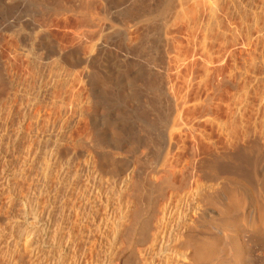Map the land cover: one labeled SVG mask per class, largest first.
Listing matches in <instances>:
<instances>
[{"label": "bare ground", "instance_id": "obj_1", "mask_svg": "<svg viewBox=\"0 0 264 264\" xmlns=\"http://www.w3.org/2000/svg\"><path fill=\"white\" fill-rule=\"evenodd\" d=\"M164 1L165 0H134L133 2L131 1L130 4H128L129 0H8L9 3L6 2V3H8L6 6L5 0H0V4L2 6V9L0 8V41H1V37H3L2 33L3 34L7 33V35L4 34L7 37V39H6V41H5V39L3 41L6 42L5 45H7L8 49H9L8 52L10 53V55H9L10 57H9L8 61L6 62L8 64L6 65V63H5V66H7L6 71H8V74L11 78V79L8 78L7 81H4L5 77L3 79V75L1 74V71H0V92H2L3 90H4V92L8 91L7 92L9 94V98H8L9 100L8 101L10 104L11 112L14 111L12 109H14V107L18 103V101H19V104L21 105L20 108H22V111H21L22 115L20 114L22 119L19 118V120H21V121L18 124L19 125L18 127H20L19 132L18 133L16 132L17 134H15L13 136L11 135V138L8 136L11 139L10 144L12 143L11 144V151H10L11 154H13V155L15 154V150H16L15 148H17L16 145H19L17 142L20 141V144H21V142L23 143V140H25L26 138L28 139V136L26 138H24V135L26 133L29 136L30 135L33 136V138H32L33 143L26 142V145L21 144V146L23 145V148L25 149V150L23 149L24 150V152H23L24 156H25V152H26V157H27V162H26V160L23 159L26 163H24V161L21 159L25 165H28L29 162H31L33 164L35 163L34 165L35 166L37 165V167H38V164H39V168L41 166V168L44 170L45 167L48 168L52 165V164H50V162H51L50 158L52 160L51 163H53L54 160L52 159V157H54V156H52V155L55 154V159H57L56 158L57 156H58V159H59V156L60 157L62 156V158L63 157L64 158L69 157V158L66 159L64 162H63V159L61 162L59 160H58V162H56L57 161L56 160L52 166L57 167V169H72L74 167V158L75 159L76 158L85 159V156L90 154L88 152V150H89L91 142L89 144L88 143L89 139L84 138V136L88 135V134L85 133L83 136L82 130L84 129V127L83 128L81 127L82 132H80V134H79V132H77L78 129L77 130L76 129L74 130V128H73V130L70 129L71 125L68 124V122H69V119L71 117H73V114H75V115L78 114V116H80V117H85L84 116L85 113L87 114L86 105L88 104V106H89L90 104H93V103H90V101L94 102V104L97 103L96 104L97 106L103 101V99L105 101V99L109 97L108 94H110L108 92L106 94L107 89H110L108 91H111L114 89L115 91L114 90H113V92L111 91L112 99L114 96V97H116V99H119V102H121L120 104H122V106H121L122 111L120 110V112L117 113L119 115V120H123L120 122L121 124L124 122L127 123V120L130 121V118L132 120V118L134 116L137 118L139 117L140 118V119L138 118L139 120L145 119L146 116L148 115V113L151 112V110H152V113L157 110L156 106L158 104H159L158 105L159 107H157V108L162 107V106L160 107V103H162L161 105H163V106H164V104H167L169 106L168 112L170 115L169 114H167V115H169L170 120L168 121V118H167V121H168L167 126L171 127L172 130H170L171 132L168 135L166 134L167 136L166 135L161 136V137H163L161 139V140H163V142H161V144H159V145H162V147L164 149L168 150L167 156H169V157H167L166 161L164 160L165 161L164 163L163 162L161 164L159 163L156 167H155V165H156V163H155L154 164L155 168H153V169H161L159 171H161L160 173L162 174V176L159 173V171H157L158 173L156 172V174H155V175L160 174L159 176H157L159 178H157V177L155 178L156 182H158V183L160 182L161 186L158 185L159 189H161L163 191V186H164L165 189H168L170 191V196L168 198L164 197L167 200L165 201V204L160 209L158 226H156L155 232H153L154 237H152L153 241L150 244L153 247H155L158 243H160V245L158 244L159 245L158 251L160 252V254H157L155 252L157 259L160 258V256L165 257L167 255L165 253H167L169 246H171L174 243L176 244L177 240H175V239L178 238L177 235L179 236V238L180 237L182 238V237L189 235V232H191V229H193L195 227V225H197L198 222H201V221L206 220L205 221L206 224H204L205 227H208L209 229L215 231V233L218 237L219 236H222V237L225 236V237L232 238L235 236L237 237L239 235L238 226L232 227V226L226 225L224 222H221V220L220 221L217 220L219 217V214H217V216L215 215L217 217V219L212 218L210 216L211 211L203 209L202 200H203V197L205 195L206 189L204 190V185H203L204 183H202V181H203L202 179L205 178V177H203L204 175H202V174H203L204 170H205L204 173H206V169H204L206 166H208V168H209V165H210V168L213 167V169L215 170L214 167H216L217 164L221 162V160H223V162L226 161L224 159H227V157L231 154L232 155L234 153L237 154V152L239 153L240 150H244V151H246L245 153H247V151H248L247 148H249V147H247L248 141L251 140V138H254V136L256 134H259L262 137H264V128H263L264 124H260V126L262 125L261 126L262 129H261V127H260V131L258 129L259 133L257 132V128H259L256 126V125H258L257 123L255 124V126L253 125L254 128L256 127V133H255V131H253V134H252V132L249 131V129L251 128V125L253 124L251 122H250L251 124H249L250 128L246 129L249 126L248 125L245 126V124L248 120L245 119L246 116L244 117V111H245L244 108H243L244 110H241L242 108H240V107L238 108V111L240 114V116H238L239 120L235 119V118H237V117H235L234 119L231 118L232 120L228 121L229 118L226 117V118H228L227 122H226V119H225V121H222L224 118H222V120H220V118H219L220 116L217 117L218 109L216 106L217 104H215V102H216L215 99L217 97L216 96V92H217L216 88L218 89L219 87H216L215 77L217 76L216 74L218 73V71H216V68H215L216 67L215 66V55H216L215 53L216 52L214 50L216 47L215 46V41H216L215 40V38H216L215 37V26L217 23L216 22L217 19H216V15H215L216 11L214 9H217V8H216V6L213 7V5H214V4H212L213 1L211 3L212 6H209V11L207 13L208 17L206 16L208 18V20H207V24L205 26L201 23L202 22L201 18H202L203 11H204V8H202L203 6L201 7V5L204 4L203 1H205V0H203V1L202 0H179L178 3L174 2V3H177L178 5L176 7L174 5H172L174 7L171 6L172 9L169 8V9H167L168 11L166 10V6H165V2H167V0L165 2ZM210 2H211V0H210ZM217 3H218V1H217ZM127 5H130V6H127ZM115 6H119L120 7V8L118 7L119 9H121V7H124L123 10L121 9L122 13L125 17V19H124L125 24H123L124 29H123V31H121V34L118 32L120 35L119 39L121 40V44H123L122 47H124L123 49L125 50L124 52L131 54L132 51L135 49L134 45L136 46L137 42H138V45L140 44L139 42H145V44H149L148 45L149 52L148 53L146 52L145 56H147V54H148V56L151 54V56H149L150 58L148 57V63H146V64H148L149 67H151L153 70L151 73H149V74L147 73V75H145L143 73V76L141 75L142 74V72H141V74H140L141 77L144 78V75H145L146 79L144 78V80H146V81H145L144 85H143L144 80L141 83V85L140 84L138 85V83H136L137 82L136 79H139L140 77H138V78L134 77V74H136V71H137V70L134 71L135 65H133V64L129 65L128 64L126 67L123 65H122V67L120 66L121 68H123V71H124L123 75L124 76H122L123 78H122L120 88H119L121 90V93H120V91L117 92L116 96H115L114 92H116L119 89H117V88L115 89V86L112 85V84H114L113 82H112V84L110 83L112 81L111 78L113 77V74H112L113 72L110 71L111 69L109 70V62H111L109 60L112 58H110V56L108 54L109 51L107 52V50L105 48L106 46L105 45L103 46V43H104L103 40H104L105 36H107L105 34L109 31L110 27L112 26V25L111 26L107 25L105 23V21H106L107 16L110 14V10L115 9L114 8ZM201 8L203 9V11ZM6 13H7V16H6ZM158 16H161V18L163 19V20H161V23L159 25H156V23H155V26L152 25L154 23V21L152 24L149 23V21H152V17H158ZM118 18H116V19H118ZM117 23H119V22H117ZM142 23H146V24H143V26H142L141 25ZM111 30H112V27H111ZM117 31H119V30H117ZM191 46H193V48H194L193 54H192V51L190 52V49H189ZM117 47H119V46H117ZM108 49H109V47H108ZM118 49H120V48H118ZM5 51H6V49H5ZM138 52L141 53V49H139ZM140 53H138V54H140ZM189 54L190 55L192 54V56L190 57ZM131 55H133V54H131ZM195 55H196V57L198 56V58L205 59L207 65H208V66H206V68L208 67L207 69L204 67L205 68V72H203V74L205 73L204 76L202 75L201 72L198 71V69L196 70L197 67L194 66V69L196 71H198V74L201 73V76H203V77H200L198 82H195V80H194L193 65L195 62L192 61L193 60L192 58H194ZM124 58H125V56H124ZM195 59L197 60V58H195ZM205 60H204V62H205ZM197 61H196V63H198ZM142 62H144V61H142ZM192 62H194V63H192ZM199 63H200V61H199ZM142 65H143V63H142ZM143 66H146V65H143ZM201 66H203V65H201ZM198 68L200 69V67H198ZM2 69L3 68H1V70ZM143 69H144V67H143ZM148 70H150V69H148ZM242 71H244V69H242ZM246 71H247V68H246ZM133 72H135V73H133ZM139 72L140 71H138L137 73L139 74ZM114 73H116V72H114ZM3 74L6 76L5 73H3ZM238 74H239V72H238ZM242 74L243 73H241V75ZM245 77H246V75H245ZM245 77H243V78H245ZM205 82H206V84H205ZM195 83H197V85ZM218 83H219V81H218ZM203 84H204V86L205 85L211 86L210 91H211L212 95H211V99L209 102H205V101H202L199 99L200 93L198 92V90L200 89V87H202ZM209 86H208V88H209ZM242 86H244V85H242ZM259 86H260V84H259ZM245 87H246V85H245ZM220 88H221V86H220ZM243 88H242V90H244ZM238 89L240 90V88H238ZM5 90H7V91H5ZM262 90H264V89H262ZM205 91H207V90H205ZM210 91H208V92L210 93ZM84 92L88 93V95L86 96V98L88 97L87 100H86V98L84 99V97H83ZM237 92H239V91L237 90ZM242 92L244 93V95L246 94L244 91H242ZM220 93H221V91H220ZM201 94H202V92H201ZM239 94H241V92H239ZM4 95H5V93H4ZM6 96H8V95L6 94ZM198 96H199V98H198ZM208 96H210V95H208ZM260 96H261V98L264 97V95L263 96L260 95ZM232 98L235 99V97H232ZM112 99L110 98V100H112ZM241 99L244 100V98H241ZM107 100L105 101V104H106ZM246 100L248 102V100H249L248 97ZM239 101H237V102H239ZM163 102H165V103H163ZM239 103H242V102H239ZM19 104H18V107H19ZM234 104H236V103L234 102L233 105ZM236 105H240V104H236ZM236 105H235V107H236ZM248 106H249V104H248ZM137 108H138V110H136ZM248 108L251 109L250 107H248ZM248 108H246V110ZM118 109H120V108H118ZM262 109H263L262 111L264 112V107ZM8 110H9V108H8ZM95 110L97 112V109H95ZM137 111L139 113H137ZM152 113H149V115ZM95 114H97V113H95ZM16 115H15V117H16ZM75 115H74V117H75ZM92 115L90 117H92ZM219 115H221V114H219ZM229 115H230V112H229ZM245 115H246V113H245ZM11 116H12V114H11ZM13 116L11 119H13ZM148 116H147V118H149ZM160 117L162 118L163 116H160ZM90 119L92 121L91 124L93 127V128L92 127L91 128L95 130V133L97 135V137H96L97 143H99L100 145L101 144L103 145V143H105V141H106V143L108 142V144H110V147H112V149L114 151H119V152H123L125 150V146H124L125 143L130 145V141H131L130 136L128 135V133H126L127 130L125 131L121 125H120L121 127L118 125L119 123L110 122V120L108 123V122H105L104 120H102L100 118H96L95 116L90 118ZM113 119H115V118H113ZM150 119H151V117H150ZM263 119H264V117H263ZM59 120H61L62 122ZM87 120H89V119H87ZM105 120H107V118ZM153 120H154V122H156L155 119H153ZM245 120H246V122L244 123ZM83 121H84V119H83ZM112 121H114V120H112ZM86 122H88V121H86ZM146 122H147V120H146ZM165 122H166V119H165ZM143 123H145V121ZM248 123H249V121H248ZM261 123H263V121ZM78 124H79V122H78ZM128 124L129 123H127V125ZM147 124H148V122L146 123V125ZM165 125H166V123H165ZM10 126H12V125H10ZM140 126H138V128ZM253 126H252V128H253ZM124 127H126V126H124ZM14 128H16V126H14ZM81 128H79V129H81ZM87 129H85L84 131H86ZM253 130H255V129H253ZM216 132H218V133H216ZM130 134H133V132H130ZM134 134H136V133H134ZM142 136L143 135H141V137ZM216 136H218V137H216ZM132 137H136V136L133 135ZM29 138L31 139V137H29ZM34 138H35V140H34ZM136 139H137V137H136ZM139 139H140V137H139ZM148 143H150V142H148ZM246 143H247V145H246ZM135 145H134V147H135ZM153 145H154V142H153ZM25 146L27 148H25ZM162 147H160V148L163 149ZM244 147L245 148L247 147L246 148L247 150H245ZM97 148H99V147H97ZM150 149H151V147H150ZM137 150H138V148L136 149V151ZM91 151H92V149H91ZM85 152H88L89 154H86ZM7 153H9V152H7ZM137 155H138V152H137ZM107 156L108 155L106 154L104 156V158L102 157L103 161L102 160L101 161L103 163L111 161V159H110L111 156L110 157L109 156L107 157ZM230 157H228V158H230ZM239 161H241V160H239ZM78 163H80V162H78ZM33 164L31 167L30 166L29 167L33 168V166H34ZM25 165H24V168H25ZM42 165L44 166V168ZM111 165H112V168H111V170L110 169L109 170L113 174L118 175V173L121 174V172L125 171V172H123L125 175V173L128 172L129 167L127 169H124L125 168V166H124V167H121V169H119L118 165L117 166L115 165L114 160L111 162ZM26 167L28 169V166H26ZM109 168H110V165H109ZM208 168H207V170H208ZM247 168H249V165ZM27 169H25V170H27ZM15 170H16V168H15ZM30 170H32V169H30ZM240 171H242V170H240ZM12 172H14V171H12ZM212 172H213V170H212ZM28 173H31V172H28ZM35 173H36V171H35ZM75 173H78V172H75ZM148 173H150V172H148ZM235 173H237V172H235ZM31 174H27L28 176H26V174H24L26 176V177H24L25 180L29 179ZM135 174H137V173H135ZM208 174L210 175L211 173H208ZM208 174H206V175H208ZM36 175H38V174H36ZM47 175H45V176H47ZM60 175H62V174H60ZM69 175H70V173H69ZM134 175H133V173L129 172L126 174V177L124 178L123 183L125 184L124 186L126 188L122 187L120 190L121 195H124L123 199L125 198V196H127L128 193H131V192L127 193L129 186L126 183L128 181L132 182V179H135V177H137V175L135 177H133ZM139 175H140V173H139ZM263 175L261 173L259 174V176H261V179L264 180ZM107 176H109V175H107ZM142 176H143V174H142ZM241 176H239V177H241ZM19 177H20V175H19ZM115 177H117V176H115ZM206 177H208V176H206ZM243 177H244V175H243ZM32 178H34V175ZM53 178H55V176ZM141 178L142 177L140 175V177H137V180L139 181V180H141ZM245 178H247V177H245ZM76 179H77V177H76ZM261 179L259 178V180H261ZM22 181H23V179H22ZM28 181L34 182L33 179L31 181L30 180H28ZM28 181H26V182H28ZM141 181H140V183H142ZM236 181L237 180H233L229 184H233V182H236ZM239 181L236 182V185H234V187L233 186L232 187L227 186L229 189H227V187H226V189H223V190L220 189L221 191H219V193L221 195V199H222V202L224 204V209L226 207L225 211L224 210L223 211L225 213H227L226 212L227 209L230 210L232 208V205H235V203H238V202H239V204L241 203L240 206H241V208L244 209L243 216H242L243 217L242 218L243 223L245 225L249 226L252 230H254V232L256 231L257 233H260L264 236V184L260 183L258 185V189H257L258 195L255 197L254 194H253V196H250V195L248 196V194H250V193H248L247 189H246L247 191L244 190L245 188H247V187L244 188V186H245L244 184H243L244 186L240 185V186H243L240 189L239 185H237V183L238 184L240 183ZM38 183H39V181H38ZM47 183H48V181H47ZM72 183H73V181H72ZM225 184H227V183H224V186H226ZM16 185H17V183H16ZM121 185H123V184L121 183ZM47 186H49V185L47 184ZM33 187H35V186H33ZM69 187L70 186H68V188ZM71 187H73V186H71ZM138 187H140V186H138ZM48 189H50V188H48ZM61 189H62V187H61ZM17 190H18V188H17ZM168 190H167V192H169ZM153 191H155V189ZM44 192L45 191H43V193ZM41 193H42V191H40L39 194H41ZM140 194H141V192H140ZM152 194H153V192H152ZM208 194H210V193H208ZM241 194L243 197H244L243 194H245V196L247 197L248 201L245 199L246 197L244 198V200L247 201L246 203L244 200L241 199L242 196L240 199H239V197L235 196V195H241ZM32 195H33V193H32ZM79 195H80V193H79ZM233 195L235 196L234 198H233ZM112 196H113V194H112ZM131 196H129V197H131ZM68 197H66V198L68 199ZM71 197L72 196H70V198ZM145 197L146 196H144V198ZM147 197H148V194H147ZM110 199H112V198H110ZM127 199H128V197H126V201H127ZM238 199L244 201V203L242 201L241 202L238 201ZM49 201H50V199H49ZM84 205H86V204H84ZM108 205H110V204H108ZM148 205H149V203H148ZM236 205H238V204H236ZM151 206H153V205H151ZM122 207H123V204H122ZM156 208H157V206H156ZM126 209H127V207H126ZM118 210H119V208H118ZM143 210H144V208H143ZM136 211L137 210H135V212ZM112 212H114V211H112ZM143 212H145V211H143ZM211 214H216V212L212 211ZM128 215H130V211H129ZM123 217L126 218L127 216H125L123 214L122 218ZM108 219H109V217H108ZM219 219H220V217H219ZM117 220H119V219H117ZM124 220L125 219L123 218V221H119L120 223L118 222L117 232H120L121 229L123 228V226L126 224V220H125V223H124ZM128 220H130V219L128 218ZM136 220H137V218H136ZM107 222H108V220H107ZM146 223H147V221H146ZM135 224H137V223H135ZM103 227H105V226H103ZM142 227H144V226L142 225ZM109 228H110V226H109ZM129 229H132V228H129ZM134 229H137V228L135 227ZM135 232L133 231V233H135ZM142 232H143V230H142ZM133 233H131V234H133ZM143 234H146V233H143ZM144 237H145V235L143 236V238ZM184 241H186V240H184ZM147 244H149V243H147ZM195 248H196V246H195ZM204 248H206V247H204ZM178 249H179V247H178ZM193 249H194V247H193ZM202 250H205V249L202 248ZM195 252H196V249H195ZM191 253L190 254L193 255L194 251H192ZM162 255H164V256H162ZM195 255L196 254H194V256ZM207 255H208V253H207ZM212 255H214V254H212ZM142 257H144V256H142ZM190 257H191L190 255L185 254V257H183V258H187L190 260ZM195 258H196V256H195ZM195 258L193 259V257H192V260L194 261ZM161 259L164 260L167 258H161ZM206 259L211 260L212 256L208 255V257ZM144 260L146 261V263H145V261H142V262H144L145 264H155V261L152 259H151V261H147V259H144ZM159 262L160 263L157 262L156 264L162 263L160 259H159ZM184 263L186 264V261ZM139 264H141V263H139Z\"/></svg>", "mask_w": 264, "mask_h": 264}, {"label": "rangeland", "instance_id": "obj_2", "mask_svg": "<svg viewBox=\"0 0 264 264\" xmlns=\"http://www.w3.org/2000/svg\"><path fill=\"white\" fill-rule=\"evenodd\" d=\"M131 1L133 2L134 0H129L128 4H130ZM178 1L179 0H167V2H165L166 10L169 8L172 9V7H174V6L176 7L178 5L177 4ZM212 1H213V3H212ZM217 1H218V3H217ZM217 1L211 0V2H210V0H205V1H203L204 4L201 5V7L203 6L202 8H204V11L201 8L203 11L201 23L204 26L207 24V20H208V18H207L208 14L207 13L209 11V6H212V4H214L213 7L216 6V8H217V9H214L217 12V13L215 12L216 19H217L216 20V22H217L216 26L217 27L215 26V37H216L215 38V40H216L215 46L216 47L214 50L216 52L215 53L216 54L215 55V66L216 67L215 68H216V71H218V73L216 72L217 76L215 77V79H216V87L220 88V86H221L220 89L216 88V90H217L216 96L217 97L215 99V101H216L215 104H217L216 106H217V109L219 112V113L217 112V117L220 116L219 117L220 120H222V118H224L222 121H225V119H226V122H227L228 118H229L228 121L234 119L235 117H237L235 119H238L239 118L238 116H240L238 108L240 107V108H242L241 110L245 109L246 112L244 111V117L246 116L245 119L249 121V123H248V121L246 122V120L244 121V123L246 122L245 126L246 125L249 126V124L253 123L251 125V128H250V126L249 127L247 126L248 128H246V129L250 128L249 131L252 132V134H253V131H255V133H256V127L254 128V126L257 123L258 125H256V126L259 127V128H257V132L259 133L260 127L262 126V125L260 126V124H264V119H263L264 112L262 111L263 110L262 108L264 107V97H262L263 98L262 99L260 96V95H262V96L264 95L263 94L264 90H262V89H264V85H263L264 84V67H263L264 66V0H217ZM6 2H8V0H5V3ZM174 2H177V3H174ZM8 3H6V6ZM172 5H174V6H172ZM127 6H130V5H127ZM118 7L119 6H115L114 7L115 9L110 10V14L106 18L105 23L109 26L112 25L111 26L112 30L110 27L109 31L105 34L108 37L105 36V38L103 40V42L105 43V44L103 43V46L104 45L106 46L105 48H106L107 52L109 51L108 54H109L110 58H112V59L109 58L110 60L108 59L109 61H111V62L108 61L109 62V70L111 69L110 71L113 72L112 73L113 77L111 78L112 81L110 83L111 84H112V82L114 83L112 85L115 86V89L120 88V84H121V81L123 78L122 76H124L123 75L124 74L123 68H121L122 65L125 67L128 64L129 65L130 64L135 65L134 71H136V70L137 71H136V74H134V77L135 78L140 77L139 78L140 80L136 79L137 80L136 83H138V85L139 84L141 85L144 78L146 79L145 75H147V73L149 74L153 71L152 68L149 67L148 64H146V63H148V57L151 56V54L149 56H148V54H147V56H145L146 52L147 53L149 52V48H148L149 44H145V42H139L140 44L138 45V42H137L136 43L137 47L134 45L135 49L131 53L133 55L124 52L125 51L123 49L124 47H122L123 44H121V40L119 39V37H120L119 33L121 34V31H123V29H124L123 24H125V20H124L125 17L122 13V10L124 7H121L122 10L119 9L120 7L119 8ZM0 8L2 9L1 4H0ZM7 13H6V16H7ZM116 18H118L119 20ZM161 20H163L161 18V16L152 17V21H149V23L152 24L154 21V23L152 25L155 26V23H156V25H159L161 23ZM117 22H119L121 25ZM143 24H146V23H142L141 25L143 26ZM117 30H119V31H117ZM4 34L7 35V33H4ZM4 34L2 33L3 37H1V41H0V49H1L0 50V71H1V74L3 75V79L5 77L4 81H7L8 78H10V76L8 74V71H6L7 66H5V63L8 61V59L10 57L9 56L10 53L8 52L9 49H8L7 45H5V43H6L5 41H6L7 37ZM4 39H5V41H3ZM117 46H119V47H117ZM108 47H109V49H108ZM118 48H120V49H118ZM5 49H6V51H5ZM137 49L138 50L141 49V53L138 52ZM189 49H190V52L192 51V54H193V52H194L193 46H191ZM138 53H140L141 55ZM192 54L191 55L189 54L190 57L192 56ZM124 56H125V58H124ZM195 58H197L198 61ZM192 59L191 60L195 62V63L192 62V63H194L193 69H194V66L197 67L196 70L198 69V71L201 72L202 75L204 76L205 73L203 74V72H205V68H206V66H208L206 63V60L202 59V58H198V56L196 57V55ZM204 60H205V62H204ZM142 61H144V62H142ZM196 61L198 63H196ZM199 61L201 64L199 63ZM141 62L143 63V65H146V66H143ZM7 64L8 63H6V65ZM201 65H203V66H201ZM143 67L145 70L143 69ZM198 67H200V69ZM1 68H3V69L1 70ZM246 68H247L248 72L246 71ZM148 69H150V70H148ZM242 69H244V71H242ZM196 70L194 69V80H195V82H198L200 77H203V76H201V73L198 74V71H196ZM138 71H140L139 74L137 73ZM114 72H116V73H114ZM141 72H142V74H141ZM238 72H239V74H238ZM3 73H5L6 76ZM133 73H135V72H133ZM143 73L145 74L144 78L141 77V75L143 76ZM241 73H243V74L241 75ZM245 75H246V77H245ZM243 77H245L246 79ZM217 80L219 81V83ZM145 81L146 80H144L143 85L145 84ZM195 84L197 85V83H195ZM205 84H206V82H205ZM259 84H260V86L262 85L261 86L262 88L259 86ZM242 85H244V86H242ZM245 85H246V87H245ZM208 86L209 85L204 86V84H203L202 87H200V89H199L200 91L198 90V92L200 93V98H199V96H198V98L202 101H205V102H209L211 99V95H212L211 91H210L211 86H209V88H208ZM241 87L242 88L244 87L243 88L244 90H242ZM238 88H240V90ZM204 89L207 91H205ZM108 90H110V89L106 90V94H107V92L110 93L108 95L112 99L111 91L113 92L114 89L111 91H108ZM237 90L239 92H241V94L243 93L242 91H244L246 94L244 95V93H243L242 94L243 96H242L241 94H239V92H237ZM5 91H7V90H5ZM119 91L121 93L120 89L117 90L116 92H114L115 96L117 95V92H119ZM208 91H210V93ZM220 91H221V93H220ZM2 92H0L1 93L0 94V99H1L0 100V264H137V263L143 264L144 262H142V261H145L144 259H147V261H151V259H152L155 261V264L157 262L160 263L159 259L162 262L161 264H175V263L176 264H185L184 263L185 261H186V264H264V236L260 233H257L256 231L254 232V230H252L249 226H247L243 223V221H242L243 217L242 216H243L244 209L241 208V206H240L241 203L240 204H239V202L235 203V205H232V208L230 210L227 209V211H226L227 213H225L224 211H225L226 207L224 209V204L222 202L221 195L219 193V191L226 189L227 186H231V187L233 186L234 187V185H236V182H238L240 180L239 182L241 184L237 183V185H239L240 189H241V187H243L245 185L244 188L245 187H247V188H245L244 190L245 191L248 190V193H250V194H248V196L249 195L253 196V194H254V196L256 197L258 195L257 194L258 193L257 192L258 191L257 190L258 185L260 183L264 184V180L261 179V176H259L260 173L262 175L264 174V137H262L261 135L256 134L254 136V138H251V140L248 141V145L246 143L247 147H249V148L246 147L248 149V151H247L248 154L245 153L246 151H244V150H240L239 153L236 151L237 154L234 153L235 155L231 154L228 156V157L231 156L230 157L231 159L227 157V159H224L226 161H224V162H223V160H221V162L219 161L220 163H218L217 166L214 167L215 170L213 169V167L210 168V165H209V168L211 170L208 168V166H206L209 171L205 167L204 169H206V173H204L205 172V170H204V172L202 174V175H204L203 177H205L204 179H202L203 180L202 183H204L203 184L204 190L206 189L205 190L206 192L204 191L205 195H204L203 200H202L203 209L209 210L211 212L212 211L216 212V214H211V212H210V216L212 218L217 219L216 216H217V214H219L220 219L218 217L217 220H219V221L221 220V222H224L226 225H229L232 227L238 226L239 235L237 237L235 236L232 238L225 237V236L224 237H222V236L218 237L216 235L215 231L209 229L208 227H205L204 224H206L205 223L206 220L201 221V222H198V224L195 225V227L193 229H191V232H189V235L182 237V238L181 237L179 238V236L177 235L178 238L176 237L177 239H175V240H177L178 242L176 241V244L174 243L171 246H169L167 253H165V254H167L166 255L167 257L166 256L165 257L160 256V258L157 259L155 254L156 253L160 254V252L158 251V249H159L158 246L160 245V243H158L159 245L157 244L155 246L156 248L150 244L153 241V238H152V237H154L153 232H155L156 226H158L160 209L165 204V201L167 200L165 198H168L170 196V191L168 189H165L164 186H163V191L161 189H159L158 185H160V182L159 183L156 182L155 178L161 174L160 173L161 171H159L161 169H153V168H155L159 163L160 164L162 162L164 163L167 160V157H169V156H167L168 150L164 149L162 147V145H159V144H161V142H163V140H161L163 137H161V136H164L166 134L168 135L171 132L170 130H172L171 127L167 126V122L170 120L169 119L170 114L168 112L169 106L167 104H164V106H163V105H161L162 103H160V107L162 106L161 108H157V107H159L158 106L159 104L156 106V109L158 111L156 110V111H154L155 113L154 112L152 113V110H151V112H149V113H152V114L149 115V113H148L149 116L148 115L147 116L149 118H147V116L145 118L148 122L147 125H146L147 122L145 119L139 120L140 118L138 117L139 118L138 119L135 116L134 117L136 119L133 117L132 120H131V118H130V121L127 120V123L130 124V125L129 124L127 125L126 122H124L122 124L120 123L123 120H119V115L117 113L120 112V110L122 111V107H121L122 104H120L121 102H119V99H116V97L113 96L112 100H110L109 97H108L109 99L105 97L106 98L105 101L108 99L106 104H105V101L103 99V101H102L103 103L99 102L100 104L98 103L99 104L98 106L96 105L97 103L94 104V102L90 101V103H93V104H90L89 106H88V104L86 105V112L88 115L85 113V115H84L85 117H80V116H78V114L77 115L73 114V117H71L69 119L70 123L68 122V124L71 125V126L69 125L70 129H72V130H73V128H74V130L78 129L77 132H79V134H80V132L83 131V136L85 133L88 134V135H85L86 137L84 136V138L89 139L88 143L90 144V142H91L92 145L90 144V147L91 146L92 147L91 148L89 147V150H88V152L90 154L88 152H85L86 154H89V155L85 154L86 160L82 159V158H76V159L74 158V167L72 169H57V167L52 166L55 163V161L57 160L56 162H58V160H59L61 162L63 159V162H64L69 157H67V158L63 157L62 158V156L61 157L59 156V159H58V156H57L56 157L57 159H55V154H54V155H52V156H54V157H52V159L54 160L53 163H51L52 160L50 158V161H51L50 164H52V165L48 168L47 167L44 168V166L42 165L44 168V170H43L41 168V166L39 168V164H38V167H37V165L36 166L34 165L35 163L33 164L31 162H29L28 165L24 164L27 162V157H26V152H25V156H24L23 152L25 149L23 148V145L24 144L26 145V142L33 143L32 142L33 141L32 135L29 136L26 133L24 135V138H26L28 136V139L26 138L27 139V140L25 139L26 141L23 140V143L21 142V144H23V145L21 146L20 141L17 142L19 144V145H16L17 148H15L16 149L15 154L17 156L15 154L14 155L11 154L10 151H11V144L12 143L10 144V141H11L10 138H11V135L13 136L19 132L20 127H18L19 126L18 124L21 121V120H19V118L22 119V117L20 116V114L22 115V112H21L22 108H20L21 105L19 104V101H18V103L16 104L17 106L15 105L16 108L14 107V109H12L14 111L11 112L10 104L8 101L9 100L8 99L9 94L7 93L8 91L4 92V90H3ZM201 92H202V94H201ZM4 93H5V95H4ZM86 93L87 92H84V94H83L84 99L88 95V93L87 94ZM6 94L8 96H6ZM208 95H210V96H208ZM238 95L240 97L242 96L241 98H244V100L241 99ZM232 97H235V99ZM247 97L249 99L248 102L246 100ZM87 98H86V100H87ZM237 101L242 102V103H239ZM234 102L236 104H240V105H236V104L233 105ZM163 103H165V102H163ZM18 104H19V107H18ZM248 104H249V106H248ZM235 105H236V107H235ZM7 107L9 108V110ZM245 107L251 108V109L248 108L249 110L247 109L249 112L246 110ZM118 108H120V109H118ZM95 109H97V112ZM136 110H138V108ZM229 112H230V115H229ZM95 113H97V114H95ZM137 113H139V112L137 111ZM245 113H246V115H245ZM11 114H12V116L14 115L13 119H11L12 118ZM90 114L91 115L93 114L92 117L95 116L96 118H100V119H102L108 123H109V120H110V122L119 123L118 124L119 126L121 125L125 131L127 130L126 133H128V135L130 136V140H131L130 145L125 143V145H124L125 150L123 152H119V151H114L112 149V147H110V144H108V142L106 143V141H105V143H103V145L102 144L100 145L99 143H97V138H96L97 135L95 133V130L92 129L93 128L92 124H91L92 121L90 119L92 117H90L91 116ZM167 114H169V115H167ZM219 114H221V115H219ZM15 115H16V117H15ZM74 115H75V117H74ZM115 116L116 117L118 116L117 117L118 119ZM160 116H163V117L161 118ZM150 117H151V119H150ZM226 117H228V118H226ZM106 118H107V120H105ZM113 118H115L116 120ZM167 118H168V121H167ZM83 119H84V121H83ZM87 119H89V120H87ZM153 119H155L156 122H154ZM165 119H166V122H165ZM112 120H114V121H112ZM59 121H61V120H59ZM86 121H88V122H86ZM144 121H145V123H143ZM262 121H263V123H261ZM78 122H79V124H78ZM165 123H166V125H165ZM10 125H12V126H10ZM14 126H16V128H14ZM124 126H126V127H124ZM128 126L129 127L131 126V127L129 128ZM138 126H140V127L138 128ZM252 126H253V128H252ZM81 127L82 128L84 127V129L82 130ZM79 128H81V129H79ZM85 129H87V130L84 131ZM253 129H255V130H253ZM258 129H259V131H258ZM261 129H262V127H261ZM130 132H133V134H130ZM134 133H136V134H134ZM216 133H218V132H216ZM133 135H135L137 137V139H136V137H132ZM141 135H143V136L145 135L146 137L142 136L143 137L142 138ZM29 137H31V139ZM139 137H140V139H139ZM216 137H218V136H216ZM34 140H35V138H34ZM148 142H150V143H148ZM153 142H154V145H153ZM134 145L136 148L134 147ZM97 147H99V148H97ZM150 147H151V149H150ZM160 147H162L163 149H161ZM25 148H27V147L25 146ZM137 148L139 151L138 150L136 151ZM246 148H245V150H247ZM91 149H92V151H91ZM7 152H9V153H7ZM137 152H138V155H137ZM106 154L109 157L111 156L110 157L111 161L103 163L102 159L104 158V156ZM21 159L26 160V162L23 160L24 161V163H23V161ZM112 159L115 161V165L116 166L118 165L119 169H121V167H124V166H125L124 169H127L129 167L130 169L128 168L127 173L130 172V173H133V175L135 173H137L133 177H135L136 175H137V177H140V175H141V177H142L141 180L143 179L142 181L141 180L138 181L137 177H135V179H132V182L128 181L126 183L129 186L127 193L128 192H131V193H128L124 199H123L124 195H121L120 190L122 187L123 188L125 187L124 186L125 184L123 182H124V178L126 177L127 173H125V175L123 173L125 171L121 172V174L118 173V175L111 173L110 170L112 168V165H111V162L113 161ZM239 160H241V161H239ZM78 162H80V163H78ZM155 163H156V165L154 167ZM32 164L34 166H33V168H30L32 166ZM24 165H25V168H24ZM109 165H110V168H109ZM245 165L247 167L249 165V168H247ZM26 166H28V169ZM15 168H16V170H15ZM29 168L32 170H30ZM25 169H27V170H25ZM11 170L14 172H12ZM212 170H213V172L215 171L214 172L215 174L212 172ZM240 170H242V171H240ZM35 171H36V173H35ZM157 171H159V173H160L159 175L158 174L155 175ZM28 172H31L32 174L28 173ZM75 172H78V173H75ZM148 172H150V173H148ZM235 172H237V173H235ZM69 173H70V175H69ZM139 173H140V175H139ZM208 173H211V174L209 175ZM24 174H26V176H28L27 174H31L30 178L25 180L24 177H26V176ZM36 174H38V175H36ZM60 174H62V175H60ZM142 174H143V176H142ZM206 174H208V175H206ZM19 175H20V177H19ZM33 175H34V178H32ZM45 175H47V176H45ZM107 175H109V176H107ZM243 175H244V177H243ZM54 176H55V178H53ZM115 176H117V177H115ZM161 176H162V174H161ZM206 176H208V177H206ZM239 176H241V177H239ZM76 177H77V179H76ZM245 177H247V178H245ZM31 178L33 179L34 182L28 181V180L31 181L32 180ZM157 178H159V177H157ZM259 178L261 180H259ZM22 179H23V181H22ZM233 180H237V181L233 182V184H229ZM26 181H28V182H26ZM38 181H39V183H38ZM47 181H48V183H47ZM72 181L74 184L72 183ZM140 181L142 183H140ZM16 183H17V185H16ZM121 183L123 185H121ZM224 183H227L228 185L225 184L226 186H224ZM47 184L49 186H47ZM240 185H243V186H240ZM33 186H35V187H33ZM68 186H70V187L68 188ZM71 186H73V187H71ZM138 186H140V187H138ZM61 187H62V189H61ZM17 188H18V190H17ZM48 188H50V189H48ZM154 189H155V191H153ZM227 189H229V188L227 187ZM167 190L169 192H167ZM40 191H42V193H43V191H45L47 194L45 192L43 194L42 193L39 194ZM140 192H141V194H140ZM152 192H153V194H152ZM32 193H33V195H32ZM79 193H80V195H79ZM146 193L148 194V197H147ZM208 193H210V194H208ZM112 194H113V196H112ZM243 195H244V197L242 196V194L241 195H235V196L239 197V199L242 196L241 199L244 200V198L246 196H245V194H243ZM70 196H72L71 197L72 199L70 198ZM129 196H131V197H129ZM144 196H146V197L144 198ZM235 196L233 195V198ZM66 197H68V199ZM109 197L112 199H110ZM126 197H128L127 201H126ZM49 199H50V201H49ZM239 199H238V201L241 202L242 200H239ZM245 199L248 201L247 197ZM246 200H244L245 203L247 202ZM244 201H242V202L244 203ZM121 203L123 204V207H122ZM148 203H149V205H148ZM84 204H86V205H84ZM108 204H110V205H108ZM236 204H238V205H236ZM151 205H153L154 207ZM156 206H157V208H156ZM126 207H127V209H126ZM118 208H119V210H118ZM143 208H144V210H143ZM93 210L94 211L96 210V211L94 212ZM135 210H137V211L135 212ZM142 210L145 212H143ZM112 211H114V212H112ZM129 211H130V215H128ZM123 214L125 216H127L130 220H128L127 217H126L127 219L125 217H123L126 220V224L125 225L123 224L124 226L121 229V231L117 232V224L119 221H123V218H122ZM108 217H109V219H108ZM135 217L137 218V220ZM117 219H119V220H117ZM107 220H108V222H107ZM125 220H124V223H125ZM146 221H147V223H146ZM135 223H137V224H135ZM142 225L144 227H142ZM103 226H105V227H103ZM109 226H110V228H109ZM135 227L138 230L134 229ZM129 228H132L133 230L129 229ZM142 230H143V232H142ZM133 231L134 232L136 231V232L133 233ZM131 233H133V234H131ZM143 233H146V234H143ZM144 235H145V237L143 238ZM184 240H186V241H184ZM147 243H149V244H147ZM195 246H196V248H195ZM178 247H179V249H178ZM193 247H194V249H193ZM204 247H206V248H204ZM202 248L205 250H202ZM195 249H196V252H195ZM192 251H194V254H196L195 255L196 258L194 256V254L191 255ZM207 253H208V255L212 256L211 260L206 259L208 257ZM211 253L214 255H212ZM185 254L191 256L190 260L187 258H183V257H185ZM142 256H144V257H142ZM162 256H164V255H162ZM192 257H193V259L195 258L194 261L192 260ZM161 258H167V259L163 260ZM145 263H146V261H145Z\"/></svg>", "mask_w": 264, "mask_h": 264}]
</instances>
